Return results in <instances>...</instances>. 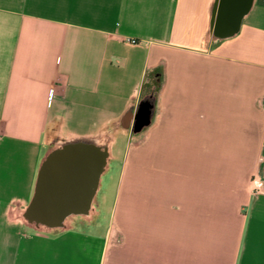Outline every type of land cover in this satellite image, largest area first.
<instances>
[{
    "label": "crops",
    "instance_id": "1",
    "mask_svg": "<svg viewBox=\"0 0 264 264\" xmlns=\"http://www.w3.org/2000/svg\"><path fill=\"white\" fill-rule=\"evenodd\" d=\"M102 137L136 210L23 222L47 153ZM258 173L264 0H0V264H264Z\"/></svg>",
    "mask_w": 264,
    "mask_h": 264
},
{
    "label": "water",
    "instance_id": "2",
    "mask_svg": "<svg viewBox=\"0 0 264 264\" xmlns=\"http://www.w3.org/2000/svg\"><path fill=\"white\" fill-rule=\"evenodd\" d=\"M108 138H79L50 150L42 161L34 196L20 219L43 231L68 229L72 217L89 218L109 166Z\"/></svg>",
    "mask_w": 264,
    "mask_h": 264
},
{
    "label": "rangeland",
    "instance_id": "3",
    "mask_svg": "<svg viewBox=\"0 0 264 264\" xmlns=\"http://www.w3.org/2000/svg\"><path fill=\"white\" fill-rule=\"evenodd\" d=\"M123 145L121 146V148ZM120 151H116L117 158L111 163L110 170L102 178L101 189L97 196V203L99 210L104 211L101 217V223L106 224L110 217V210H136L135 198L128 196L129 190L134 189L136 179V170L132 168L131 164H135V155H133L127 163V155L125 158L121 157ZM123 151V149H122ZM122 158V159H121ZM153 158L152 152H146L145 156H140L138 163L147 161ZM137 161V160H136ZM128 164V165H127ZM125 175V180H124ZM132 194V193H130ZM106 213V214H105Z\"/></svg>",
    "mask_w": 264,
    "mask_h": 264
},
{
    "label": "built area",
    "instance_id": "4",
    "mask_svg": "<svg viewBox=\"0 0 264 264\" xmlns=\"http://www.w3.org/2000/svg\"><path fill=\"white\" fill-rule=\"evenodd\" d=\"M128 42H130L131 44H136L137 43V40L130 39V40H128ZM261 162H263V158L261 159ZM259 169L262 170L261 165H260V168ZM251 188H252V192H254V193H258V192H260V191L263 190V188H264V182H263V180H262V178H261V176H260L259 173L253 179Z\"/></svg>",
    "mask_w": 264,
    "mask_h": 264
}]
</instances>
